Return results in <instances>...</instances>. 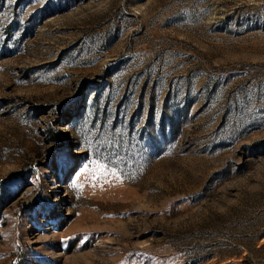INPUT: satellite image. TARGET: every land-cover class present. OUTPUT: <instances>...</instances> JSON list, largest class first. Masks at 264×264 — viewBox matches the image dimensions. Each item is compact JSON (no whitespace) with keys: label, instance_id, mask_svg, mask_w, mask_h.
Masks as SVG:
<instances>
[{"label":"rangeland","instance_id":"obj_1","mask_svg":"<svg viewBox=\"0 0 264 264\" xmlns=\"http://www.w3.org/2000/svg\"><path fill=\"white\" fill-rule=\"evenodd\" d=\"M0 264H264V0H0Z\"/></svg>","mask_w":264,"mask_h":264}]
</instances>
